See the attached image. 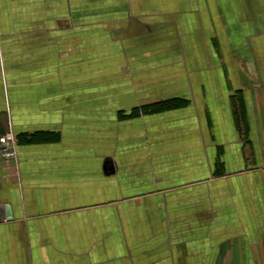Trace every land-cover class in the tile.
<instances>
[{"label":"crops","instance_id":"obj_1","mask_svg":"<svg viewBox=\"0 0 264 264\" xmlns=\"http://www.w3.org/2000/svg\"><path fill=\"white\" fill-rule=\"evenodd\" d=\"M8 132L0 264H264V0H0Z\"/></svg>","mask_w":264,"mask_h":264},{"label":"built area","instance_id":"obj_2","mask_svg":"<svg viewBox=\"0 0 264 264\" xmlns=\"http://www.w3.org/2000/svg\"><path fill=\"white\" fill-rule=\"evenodd\" d=\"M18 140L13 132L0 135V161H11L17 157Z\"/></svg>","mask_w":264,"mask_h":264},{"label":"water","instance_id":"obj_3","mask_svg":"<svg viewBox=\"0 0 264 264\" xmlns=\"http://www.w3.org/2000/svg\"><path fill=\"white\" fill-rule=\"evenodd\" d=\"M9 215H10V211H9Z\"/></svg>","mask_w":264,"mask_h":264}]
</instances>
